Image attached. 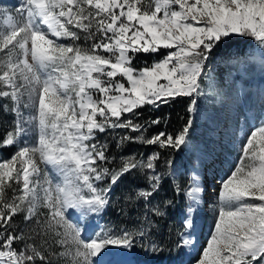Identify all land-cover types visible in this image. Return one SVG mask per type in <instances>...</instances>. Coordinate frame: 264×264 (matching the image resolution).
<instances>
[{
  "label": "snow or ice",
  "instance_id": "1",
  "mask_svg": "<svg viewBox=\"0 0 264 264\" xmlns=\"http://www.w3.org/2000/svg\"><path fill=\"white\" fill-rule=\"evenodd\" d=\"M235 37L252 38L264 49V0H18L14 13L0 7V113L13 117L0 147H16L0 160V264L58 258L105 264L111 248L131 250L146 240L147 250L162 251L150 238L174 202L149 207L164 179L157 170L162 153H170L164 166L177 170L178 153L200 151L191 131L207 95L204 81L208 92H217L210 62L215 56L220 63H245L230 54ZM141 54L160 58L137 68ZM177 98L188 101L186 122L178 131L146 137L161 119L136 122L138 110ZM117 129L139 133L118 137L117 148L139 142L160 151L146 159L122 156L110 167L116 157L98 134ZM244 139L194 264H264V121L251 125ZM190 171L188 186L174 189L188 201L170 240L178 251L199 242L204 188L199 169L193 164ZM128 176L144 182L126 198L144 201L143 218L131 228L105 227L85 238L83 221L102 213ZM18 215L26 228L16 225Z\"/></svg>",
  "mask_w": 264,
  "mask_h": 264
},
{
  "label": "rangeland",
  "instance_id": "2",
  "mask_svg": "<svg viewBox=\"0 0 264 264\" xmlns=\"http://www.w3.org/2000/svg\"><path fill=\"white\" fill-rule=\"evenodd\" d=\"M17 4L18 0H0V7L10 8L13 13L14 6ZM61 42L69 43L70 41ZM81 42L83 43V41ZM245 42L246 40H241L238 47L235 45L230 50L231 55L241 58L245 63H237L235 60L230 63H220L217 57H213L210 62L212 75L216 80L217 92H208V82L204 81L207 95L199 101L200 112L195 118L193 135H191L193 148L198 145L200 151L193 153L186 149L178 153L176 155L177 170L168 169L164 166V160L169 157L170 153L167 150L162 153V162L159 163V167H162L163 172L172 174L174 182L177 180L181 186L184 185L185 189L189 184L190 170L194 164L199 169L200 185L204 188L199 205L200 227L197 230L199 242L195 248L183 249L181 258L170 264H194V260L206 245L213 229L221 182L235 168L239 160L246 131L251 125H258L259 122L264 121V65L260 62L261 53L264 52V49L254 39H251L250 45L246 47L243 54L234 51V48L241 51L244 48V45L242 47L241 44ZM163 54L165 52L162 50L161 55ZM159 58L155 55L141 54L136 57L134 66L143 67L145 63L151 64L153 60ZM147 107V109L145 107L140 109L143 112H139L136 122H148V117H145L149 114L148 109L155 107ZM125 118L132 117L126 115ZM181 119L178 120L177 128L183 125ZM1 120L6 126L5 128L11 123L7 114H2ZM162 128L161 125H152L147 128L145 136L150 137L152 134L161 131ZM118 130L124 134L134 133L125 129ZM137 135L139 133H136ZM109 138V134H103L99 140L109 143ZM28 139L34 141L35 137H28ZM14 148L15 151L16 147L14 146ZM132 148L133 154H136L137 158L143 159L158 150L156 146H148L139 142ZM202 154L203 160H198L197 156ZM0 160H3L1 156ZM187 205L186 198L184 210H186ZM76 215L79 214L76 213ZM15 219L17 218L15 217ZM83 224L86 226L83 236L85 238L92 237L95 232L100 231L99 214L90 215L83 221ZM24 227L26 228L25 224ZM28 227H34V225ZM40 242V238H36V243L39 244ZM49 242L51 243V241ZM20 246L19 244L16 245L18 248ZM53 250L58 251L59 249L54 247ZM129 258H131L129 250L111 248L106 253L104 260L105 264H130L131 262L133 264H149L136 262ZM53 264H65V261L63 258H58L53 261Z\"/></svg>",
  "mask_w": 264,
  "mask_h": 264
},
{
  "label": "trees",
  "instance_id": "3",
  "mask_svg": "<svg viewBox=\"0 0 264 264\" xmlns=\"http://www.w3.org/2000/svg\"><path fill=\"white\" fill-rule=\"evenodd\" d=\"M251 39L252 38L235 37L232 41L230 50H232V47L235 45L236 47H238L241 40H246L245 43L241 44L242 47L244 45V48H242L241 51L234 48V51H238L237 53L243 54L246 47L250 45L249 43ZM187 103L188 101L185 98H177L175 102L169 103L168 105H161L158 109L150 108L148 109L149 114L145 116L148 117L149 120L144 124H147L152 119L159 117L161 119V123L159 125L163 127L162 130H166L168 132L178 131L179 128L176 127L178 120L182 118V124H184L187 120ZM145 108L147 109L148 107L146 106ZM138 111L141 113L143 112L140 111V109ZM2 114L3 113H0V139L4 137L8 130H11L13 123V117L9 115L11 123L7 126V128H5L6 126L1 122ZM105 134L110 135V138L108 140V144L110 146V155L116 157V160L113 162V165H110V167H118L120 157L131 156L133 154L132 147L136 146L138 142L125 143L123 148H117L115 146L116 139L125 134L120 133L118 129L115 131L109 130ZM102 135L103 134H98V138L100 139ZM127 135L134 137L136 136V133L134 132L133 134ZM191 135H193V129L191 131ZM14 149V146L0 147L1 158H9ZM157 151L160 150L158 149ZM161 162L162 157L159 163ZM157 170L162 173L164 179L162 181V187L160 191L151 199V204L149 205V207L154 204H158L165 199H171L174 202L173 206L168 209L167 214L163 218H157L158 227L154 230L150 238L151 241H155L157 244H159L161 249L163 250L159 252H152L150 250H147L143 245L149 244L150 241L146 240L144 242H138L136 247L129 251L136 262L143 261L146 263L158 262L160 264H170L171 262L176 261L182 256V250L178 251L170 243V240H174L177 231L181 229V212L186 206V198L182 193H174V189L177 186L183 190L184 185L181 186L177 180L174 182L172 174L163 172L162 167H158ZM138 185L145 186L143 181H136L132 178V176H128L115 187L112 193L110 205L102 213L99 214L100 230L105 227L115 228L117 230L120 228H131L143 218L144 213L147 211V209L144 207V201H129L126 199L130 195V190H132L131 194H134V190ZM16 218V225H18L20 228H25L23 217L21 215H18L16 216Z\"/></svg>",
  "mask_w": 264,
  "mask_h": 264
},
{
  "label": "bare ground",
  "instance_id": "4",
  "mask_svg": "<svg viewBox=\"0 0 264 264\" xmlns=\"http://www.w3.org/2000/svg\"><path fill=\"white\" fill-rule=\"evenodd\" d=\"M130 264H133L132 262Z\"/></svg>",
  "mask_w": 264,
  "mask_h": 264
},
{
  "label": "water",
  "instance_id": "5",
  "mask_svg": "<svg viewBox=\"0 0 264 264\" xmlns=\"http://www.w3.org/2000/svg\"><path fill=\"white\" fill-rule=\"evenodd\" d=\"M153 264H155V263H153Z\"/></svg>",
  "mask_w": 264,
  "mask_h": 264
}]
</instances>
